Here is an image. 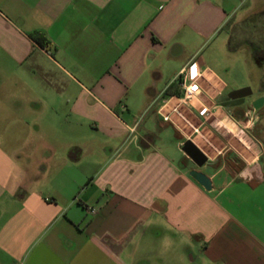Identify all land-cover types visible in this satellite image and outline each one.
<instances>
[{
    "label": "crops",
    "instance_id": "crops-1",
    "mask_svg": "<svg viewBox=\"0 0 264 264\" xmlns=\"http://www.w3.org/2000/svg\"><path fill=\"white\" fill-rule=\"evenodd\" d=\"M216 1L0 0V264H264V93L220 63L260 46Z\"/></svg>",
    "mask_w": 264,
    "mask_h": 264
},
{
    "label": "rangeland",
    "instance_id": "rangeland-1",
    "mask_svg": "<svg viewBox=\"0 0 264 264\" xmlns=\"http://www.w3.org/2000/svg\"><path fill=\"white\" fill-rule=\"evenodd\" d=\"M216 2H220L230 11L223 36L226 33L230 35L233 32L234 37L237 39H247L249 42H256L260 47H264V0H217ZM230 27H234L235 30H229ZM253 46L242 47L236 55L228 53L221 59V68L224 67L226 72H229V76L226 77L229 84L231 83L230 89L233 90L230 92L250 89L254 96L264 93V63L258 64L254 60L251 53ZM200 54L205 58L208 66L218 64L217 61H209V51H201ZM240 151L243 152V155L249 153L246 148ZM225 196L226 198L229 197V193ZM256 198H264V195L257 194L252 196L251 200L254 201ZM250 210L252 213H264V207H262V212L253 205Z\"/></svg>",
    "mask_w": 264,
    "mask_h": 264
},
{
    "label": "built area",
    "instance_id": "built-area-1",
    "mask_svg": "<svg viewBox=\"0 0 264 264\" xmlns=\"http://www.w3.org/2000/svg\"><path fill=\"white\" fill-rule=\"evenodd\" d=\"M193 67H195L196 69L195 76H193L192 74ZM203 70L204 69L202 67H198L195 63H192L180 71L179 75L176 78V81H178L180 89L183 92V104L197 111L201 116L207 117L210 115V112L199 101V94L201 88L197 82ZM173 109L175 111V108ZM246 115L248 119L247 124L254 125L255 121L251 113L248 112ZM162 117L164 122H168L170 120V114H163ZM88 211L92 214L96 213V211L91 208H88Z\"/></svg>",
    "mask_w": 264,
    "mask_h": 264
},
{
    "label": "water",
    "instance_id": "water-1",
    "mask_svg": "<svg viewBox=\"0 0 264 264\" xmlns=\"http://www.w3.org/2000/svg\"><path fill=\"white\" fill-rule=\"evenodd\" d=\"M253 92L250 90L249 96L252 97ZM254 110H259L264 106V97L255 99L251 103ZM182 151L191 159V161L197 166L202 167L207 162V157L190 141H187ZM190 176L199 183L205 190H211V181L210 179L202 172L193 170L190 172Z\"/></svg>",
    "mask_w": 264,
    "mask_h": 264
},
{
    "label": "flooded vegetation",
    "instance_id": "flooded-vegetation-1",
    "mask_svg": "<svg viewBox=\"0 0 264 264\" xmlns=\"http://www.w3.org/2000/svg\"><path fill=\"white\" fill-rule=\"evenodd\" d=\"M249 47L252 45H248ZM251 53L253 55L254 60L256 61V63L258 64H262L264 63V47H254L251 49ZM246 97H250V90H246L244 91V93ZM244 96V95H243ZM242 98V96H241ZM242 100V99H241Z\"/></svg>",
    "mask_w": 264,
    "mask_h": 264
},
{
    "label": "trees",
    "instance_id": "trees-1",
    "mask_svg": "<svg viewBox=\"0 0 264 264\" xmlns=\"http://www.w3.org/2000/svg\"><path fill=\"white\" fill-rule=\"evenodd\" d=\"M32 38L36 41V42H39V40L37 39V36L36 35H33ZM174 85V84H173ZM174 87L175 86H172L170 85L168 90H167V94H172L174 93Z\"/></svg>",
    "mask_w": 264,
    "mask_h": 264
},
{
    "label": "snow or ice",
    "instance_id": "snow-or-ice-1",
    "mask_svg": "<svg viewBox=\"0 0 264 264\" xmlns=\"http://www.w3.org/2000/svg\"><path fill=\"white\" fill-rule=\"evenodd\" d=\"M192 74H193V76H195V74H196V69H195V67H193V69H192Z\"/></svg>",
    "mask_w": 264,
    "mask_h": 264
}]
</instances>
